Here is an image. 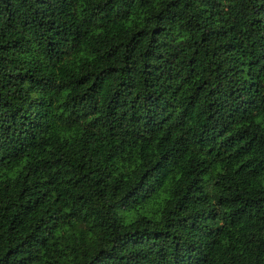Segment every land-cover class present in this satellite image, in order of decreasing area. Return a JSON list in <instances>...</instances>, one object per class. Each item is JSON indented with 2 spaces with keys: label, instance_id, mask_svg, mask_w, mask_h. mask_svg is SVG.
Instances as JSON below:
<instances>
[{
  "label": "trees",
  "instance_id": "obj_1",
  "mask_svg": "<svg viewBox=\"0 0 264 264\" xmlns=\"http://www.w3.org/2000/svg\"><path fill=\"white\" fill-rule=\"evenodd\" d=\"M0 264H264V0H0Z\"/></svg>",
  "mask_w": 264,
  "mask_h": 264
}]
</instances>
